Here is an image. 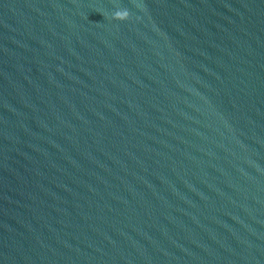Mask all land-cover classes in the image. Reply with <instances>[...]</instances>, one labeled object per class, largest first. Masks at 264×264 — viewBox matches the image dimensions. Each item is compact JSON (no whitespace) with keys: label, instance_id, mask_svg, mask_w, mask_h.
Wrapping results in <instances>:
<instances>
[{"label":"water","instance_id":"1","mask_svg":"<svg viewBox=\"0 0 264 264\" xmlns=\"http://www.w3.org/2000/svg\"><path fill=\"white\" fill-rule=\"evenodd\" d=\"M0 264H264V0H0Z\"/></svg>","mask_w":264,"mask_h":264},{"label":"clouds","instance_id":"2","mask_svg":"<svg viewBox=\"0 0 264 264\" xmlns=\"http://www.w3.org/2000/svg\"><path fill=\"white\" fill-rule=\"evenodd\" d=\"M128 15L127 11L126 10H117L113 13V17L115 19H124L126 18Z\"/></svg>","mask_w":264,"mask_h":264}]
</instances>
